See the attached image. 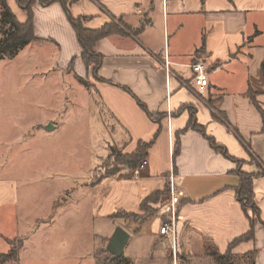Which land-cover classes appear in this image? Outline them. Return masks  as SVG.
<instances>
[{
    "label": "crops",
    "instance_id": "0c3cea01",
    "mask_svg": "<svg viewBox=\"0 0 264 264\" xmlns=\"http://www.w3.org/2000/svg\"><path fill=\"white\" fill-rule=\"evenodd\" d=\"M5 1L20 23L27 20L15 0ZM69 12L84 18L82 24L88 29L119 18L133 30L142 26L138 34H112L95 43L103 60L97 75L104 81L96 84V90L109 118L129 134L125 153L133 152L139 140L150 141L159 129L138 177L131 178L125 169L108 185L104 199L97 203L99 216L138 211L144 198L168 185V174L173 171L182 193L180 223L200 237L204 251L211 246L225 252L249 228L234 191L239 182L233 171L236 163L210 147L201 132L185 127L193 112L195 123L233 158L248 161L253 156L264 168L258 110H264V0H75ZM32 18L36 40L49 41L57 48V67L68 69L73 61V74L88 77L89 69L80 59L81 47L61 4L42 7L37 2ZM195 62L206 67L207 84L201 92L192 84L190 65ZM132 94L150 113L165 114L160 124L147 117ZM178 134L179 152L173 155ZM242 169L260 170L248 162ZM253 191L264 222V176L253 180ZM19 198L14 182L0 179V210H16ZM49 216L40 221L51 222ZM23 246L21 239L18 254ZM252 249L256 251L254 264H264L260 222L255 224L254 239L231 251L244 254Z\"/></svg>",
    "mask_w": 264,
    "mask_h": 264
},
{
    "label": "rangeland",
    "instance_id": "374dc122",
    "mask_svg": "<svg viewBox=\"0 0 264 264\" xmlns=\"http://www.w3.org/2000/svg\"><path fill=\"white\" fill-rule=\"evenodd\" d=\"M56 57L55 45L34 39L14 58L0 59V179L12 180L20 197L16 210H0V253L19 250L24 242L19 259L6 264H96L95 250L102 259L110 256L105 247L116 226L130 234L123 252L127 264H214L208 255L213 248L204 251L178 214L173 236L160 233L172 218L169 186L166 196L145 202L144 215L139 207L114 212L116 219L99 216L97 203L108 185L125 169L136 179L143 161L135 170L123 166L109 175L115 168L109 145L124 152L113 139L126 135L109 115L97 117L100 81L92 67L82 77L86 88L71 68L57 67ZM48 123L53 126L46 130ZM124 212L134 214L120 218ZM48 216L51 222L40 221Z\"/></svg>",
    "mask_w": 264,
    "mask_h": 264
},
{
    "label": "trees",
    "instance_id": "16d2710c",
    "mask_svg": "<svg viewBox=\"0 0 264 264\" xmlns=\"http://www.w3.org/2000/svg\"><path fill=\"white\" fill-rule=\"evenodd\" d=\"M75 0H15V3L19 6V8L24 11L27 15V20L23 23H20L17 18L13 15L10 7L6 3L5 0H0V59H12L15 57V55L22 49L24 46L29 44L32 40L36 39L34 36V33L32 32V7L35 5V3H39L42 7L43 6H49L53 3H60L65 16H67V19L76 34V39L81 47V53H80V59L84 62L85 66L89 69L90 66L92 67V75H94V78L97 79V81L104 82L98 75L97 71L102 63V55L97 53L95 51V43L103 39L106 36L112 35V34H122V35H129L132 33L138 34L142 30V26H139L138 28H135L132 30L121 18L116 20H111L110 22L104 23L99 28H86L83 26L82 21L84 18L81 17H73L71 16L69 12V5L73 3ZM203 49V46L200 47V49L196 50V52H199ZM73 61L70 63L69 68L72 67ZM261 71L264 77V60L261 63ZM78 81L87 88L88 83L80 76H77ZM122 87V86H121ZM125 90H128L126 87H122ZM95 90V89H94ZM129 91V90H128ZM131 93V92H130ZM99 99L100 95L98 94ZM134 97V95L132 94ZM135 101L137 104L140 105L141 109L145 112L147 117L149 119H152L156 123L160 124V121L165 116V114L162 113H150L146 107L145 104H143L137 97L135 98ZM100 104L101 99H100ZM102 111H96L97 117L104 121V116L107 114H110L108 112V109L105 108L104 105H102ZM260 116H262V128L261 131L264 133V110L258 107ZM94 112V111H93ZM103 112H105L103 114ZM190 119L188 120V123L185 127L191 128L193 130H197L198 132H201L208 140L210 147H212L215 151L220 153L223 157L229 158L232 161L236 163V168L233 170L234 173L238 176L239 182L237 186L234 188L235 194H236V200L241 206V209L243 211V214L245 215L247 221H249V228L244 234L234 238L229 245L227 246V249L225 252L221 253L217 250H213L208 255L210 256L211 261L214 264H254L255 258H256V251L254 249L245 252L244 254H234L231 250L234 246L243 243L244 241H249L254 239V229L256 223H262L264 227V222L260 219V209L259 206H256L254 201V191H253V180L257 178L258 176H264V168L262 167L261 163L257 161L253 156L252 162L255 163V167L259 168L260 170L257 171V173L254 172H248L242 169V165L247 163L248 161L244 160H238L233 158L225 147L217 143L213 137H210L204 132L203 128L195 123V120L193 118V112H190ZM112 120V118H111ZM115 121V120H114ZM116 122V121H115ZM117 124V123H116ZM118 125V124H117ZM120 126V125H119ZM123 130L124 135L126 137L122 141H116L113 139L114 143L116 145H119L120 147H124L130 142L129 134L126 133V131ZM113 131V128L111 129V132ZM159 129L154 133L155 135L152 137L150 141H141L139 140L137 142V146L135 150L131 153H125L122 151H116L112 146L114 144L109 145V151L111 155L113 156L112 165L115 166L113 170H110L109 175H116L119 172L120 167L127 166L130 170H135L138 168L139 163L142 161H145L148 156V150L151 147L152 143L156 139L158 135ZM116 147V146H115ZM174 154L176 155L179 152V134L176 136V142L174 145ZM256 160V161H255ZM249 163V162H248ZM168 194V185L165 184L164 187L161 190H155L153 191L149 196L144 198L140 204L139 207L142 214L144 215L145 212H148V209L145 206V202H154L159 199V197H164ZM180 204V200L176 206V214H178V206ZM118 211V210H117ZM116 212V211H115ZM252 212V214L250 213ZM114 213V212H113ZM109 214L107 216V219L118 217L116 214ZM134 213L130 212H124L123 215L120 216V218L124 216H132ZM254 216V219H253ZM169 222V221H168ZM21 244V243H20ZM106 253H108L105 250ZM109 254V253H108ZM18 250L14 248H10L8 252H5V254H0V264L6 263V261L9 260H17L18 257ZM94 255V261L96 264H127L129 263L128 259L124 256H121L119 258H113L111 254L110 256L105 259L102 257V252L100 250H95ZM236 258V260H235ZM102 262V263H101ZM237 262V263H236Z\"/></svg>",
    "mask_w": 264,
    "mask_h": 264
},
{
    "label": "built area",
    "instance_id": "2783aa9c",
    "mask_svg": "<svg viewBox=\"0 0 264 264\" xmlns=\"http://www.w3.org/2000/svg\"><path fill=\"white\" fill-rule=\"evenodd\" d=\"M166 67V64H165ZM193 77H192V84L195 88H197L198 92H201L207 84V72H206V67L203 63L201 62H195V64L190 65ZM144 164L142 163L141 167H143ZM137 172V171H136ZM169 179V203H168V208L171 212L172 218L171 221L168 224H164L161 229L160 233L162 235H165L167 238H170V236L174 234V217L176 216V206L180 200V197L182 196V193L177 187V182L176 178L174 176L173 171H170L168 174Z\"/></svg>",
    "mask_w": 264,
    "mask_h": 264
},
{
    "label": "water",
    "instance_id": "95a60500",
    "mask_svg": "<svg viewBox=\"0 0 264 264\" xmlns=\"http://www.w3.org/2000/svg\"><path fill=\"white\" fill-rule=\"evenodd\" d=\"M53 124L48 123L45 126V129H49ZM130 234L129 232L121 226H116L110 237L108 238V243L105 247V250L112 255L113 258H119L123 256L124 248L129 241Z\"/></svg>",
    "mask_w": 264,
    "mask_h": 264
}]
</instances>
